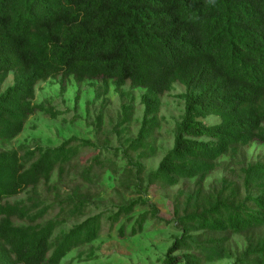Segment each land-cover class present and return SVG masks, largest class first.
Wrapping results in <instances>:
<instances>
[{"label":"trees","instance_id":"trees-1","mask_svg":"<svg viewBox=\"0 0 264 264\" xmlns=\"http://www.w3.org/2000/svg\"><path fill=\"white\" fill-rule=\"evenodd\" d=\"M11 71L14 83L0 92V264H59L107 222L123 237L175 222L181 234L164 264H264V155L206 186L220 159L237 161L241 148L264 144V0H0V86ZM69 78L97 80L105 92L114 84L121 96L127 84L142 89L144 114L136 137L115 149L125 163L118 185L137 195L64 229L90 211V190L65 178L93 142L3 146L31 115H58L34 101L37 84L60 79L64 89ZM175 84L185 104L174 143L147 170L162 96ZM122 107L125 124L134 107ZM110 163L98 154L87 170ZM181 180L194 185L165 214L151 192ZM234 234L244 238L240 250Z\"/></svg>","mask_w":264,"mask_h":264},{"label":"rangeland","instance_id":"rangeland-1","mask_svg":"<svg viewBox=\"0 0 264 264\" xmlns=\"http://www.w3.org/2000/svg\"><path fill=\"white\" fill-rule=\"evenodd\" d=\"M60 82V79L39 82L34 99L36 103L52 107L58 115L52 117L41 112L31 115L21 134L3 147L24 150L37 145L57 146L67 140L74 144H82L83 140L93 142L82 150L77 166L71 169L65 178L66 183L79 182L82 188L91 192L88 215L77 220H69L64 226V229H68L92 214L116 211L117 204L124 198L137 195L134 187L127 190L118 185L125 163L115 149L117 148L119 152V148L127 144L129 138L136 137L143 119L144 106L141 103L143 90L131 89L128 84L124 86L125 95L121 96L115 90L114 84L105 92L97 80L76 81L74 78H69L64 89ZM13 83L14 72L11 71L0 86V92ZM184 92L185 88L182 85L175 84L162 96L158 114L159 127L152 139L153 144L157 146V153L144 160L147 170L155 169L174 143L175 127L184 112L185 103L182 97ZM123 104H131L134 107L131 121L125 124L121 123ZM216 121V117L206 118V122L209 123ZM98 154L101 158L111 161L107 164L110 168L95 167L92 171H88L87 168L92 163L93 157ZM262 155H264V144L255 141L240 149L237 161L231 160V157L220 159L208 176L206 186L214 185L225 176L236 178L234 170L238 169L241 163L254 161ZM193 185L194 180H181L180 183L166 190L152 191L151 197L159 202L167 214L177 192L181 188L191 189ZM43 193L46 194L44 189ZM24 196L26 194H21L19 197ZM180 234L181 231L175 222L170 224L149 222L142 233L123 237L119 235L117 227L110 229V224L107 222L97 240L71 251L59 264H164L163 259L168 248L174 238ZM243 239L240 234L232 235V246L242 249ZM182 253L181 250L175 254ZM233 261V258H224L205 264H233Z\"/></svg>","mask_w":264,"mask_h":264}]
</instances>
